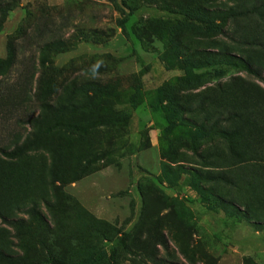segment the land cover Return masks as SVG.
Listing matches in <instances>:
<instances>
[{"label": "rangeland", "instance_id": "374dc122", "mask_svg": "<svg viewBox=\"0 0 264 264\" xmlns=\"http://www.w3.org/2000/svg\"><path fill=\"white\" fill-rule=\"evenodd\" d=\"M11 44L13 264H264V0H0Z\"/></svg>", "mask_w": 264, "mask_h": 264}, {"label": "trees", "instance_id": "16d2710c", "mask_svg": "<svg viewBox=\"0 0 264 264\" xmlns=\"http://www.w3.org/2000/svg\"><path fill=\"white\" fill-rule=\"evenodd\" d=\"M21 33H22V37H21V40H22L25 37V35L23 34L22 31L20 32V35H21ZM17 52H18L17 46H15L14 44H11V45L8 46V56H7L5 61L0 63V71L3 68H7V69L12 68L17 63L16 62V60H17ZM40 63L44 65V60H41ZM245 71H246L247 74L252 75V76H254V77H256V78H258V79H260V80H262L264 82V78H261L258 75V73L256 71L252 70L251 68L247 67L245 69ZM0 76H3V73H0ZM41 103H43V102H41ZM43 104H44L43 107L49 109V112L51 114L55 115L57 113L52 108V104L45 103V102ZM71 108L73 110L72 106H71ZM44 122L45 121H43L42 124ZM75 128H76L75 130H78L79 127H75ZM28 145L30 146L29 143H25L21 148H17L15 150V152L20 153L23 150L27 151L28 148H29ZM2 222L8 223V221H6L5 219H3ZM53 262H54V264H59V263H57L55 261H53ZM0 264H13L12 259H10V257L8 255H6L5 253H3L1 250H0Z\"/></svg>", "mask_w": 264, "mask_h": 264}]
</instances>
